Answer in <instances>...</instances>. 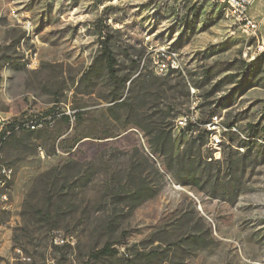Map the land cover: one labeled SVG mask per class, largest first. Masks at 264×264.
<instances>
[{
    "label": "rangeland",
    "instance_id": "rangeland-1",
    "mask_svg": "<svg viewBox=\"0 0 264 264\" xmlns=\"http://www.w3.org/2000/svg\"><path fill=\"white\" fill-rule=\"evenodd\" d=\"M249 15L258 40L209 0H0V119L41 124L4 144L13 180L0 202V264H264V0ZM104 32L129 77L121 99L135 100L139 74L163 78L155 62L168 55L169 77L188 84L181 114L194 94L195 120H234L241 137L258 124L243 170L204 190L176 182L131 116L112 108L102 67L82 77ZM223 144L201 147L214 167ZM138 188L155 194L130 211ZM107 242L118 253L89 260ZM149 251L159 258L139 256Z\"/></svg>",
    "mask_w": 264,
    "mask_h": 264
},
{
    "label": "trees",
    "instance_id": "trees-1",
    "mask_svg": "<svg viewBox=\"0 0 264 264\" xmlns=\"http://www.w3.org/2000/svg\"><path fill=\"white\" fill-rule=\"evenodd\" d=\"M110 41V35L104 32L99 52L82 77L92 75L97 72L98 67H102L110 83L112 108H121L127 115L131 116V125L145 134L149 152L152 155L161 157L165 170L171 174L176 182L183 186L198 187V189L204 190L208 184L214 187L222 172L226 177L232 174L236 175L240 170H243L245 162L251 158L252 152L260 146L256 141V136L259 133L258 124H249L248 127L254 132L250 135L242 134L244 137H241L239 133L229 129L232 125H235L234 120L223 123L228 128L224 133L229 134V142L222 141L221 145L224 143L222 160H215L216 167L212 166L211 157L203 156L201 152V147L205 144L209 133L204 127H201V124L203 125L208 118L204 120L198 117L196 123H187L178 136L175 137L172 134L173 122L181 115L177 110V106L188 102L190 98L187 80L179 75L175 78L169 77V74L177 72L175 70H169L163 78H153L154 80L148 74L142 73L136 78L140 86L135 100H132L131 97L121 99V90L129 77H119L116 66L117 60L111 49ZM134 81L132 80L131 83ZM180 98H184L183 101H179ZM63 117L68 119L66 115ZM76 117H79V115L77 114ZM117 119L118 117L114 118V121ZM14 124L16 123L8 124L7 128L11 129ZM18 125L22 126V124ZM2 131L5 132L6 128ZM15 131L13 130L6 140ZM187 133H189V138L183 148L181 150L176 149V139L180 138L182 140ZM235 140H237V143L233 144ZM5 141L2 144V152ZM148 191L152 190L138 188V190L132 192L130 199L134 202L130 206V211L155 194L154 191ZM188 240L191 244L199 243L196 237L188 238ZM117 253L118 250L111 247L110 243L107 242L102 247L94 250L90 254L89 260L100 259ZM139 256L146 262L159 258L157 252L152 251L141 252Z\"/></svg>",
    "mask_w": 264,
    "mask_h": 264
},
{
    "label": "built area",
    "instance_id": "built-area-1",
    "mask_svg": "<svg viewBox=\"0 0 264 264\" xmlns=\"http://www.w3.org/2000/svg\"><path fill=\"white\" fill-rule=\"evenodd\" d=\"M219 1H234V3L238 6V16H235V24L241 27L245 32L251 33L256 40H258L257 32L259 28V22L256 21L249 15V8L254 0H219ZM264 47V43L259 46V48ZM166 59H161L155 62V73L163 74L168 72L169 70L177 71V64L174 63V57H165ZM193 94V90H190ZM193 94V104H190L188 113L179 115L173 122L172 126V134L173 136H178L180 131L187 125V123H196L194 120V112L196 109V101ZM11 122H8L4 119H0V182H5V192H0V202H6L9 198V191L11 188L12 180H13V168L4 162L3 152H2V144L10 136L13 130H17L20 126L18 124H14L11 129L7 128V125ZM216 123H220V117L216 114L208 117L207 121L204 123V128L207 131L208 127H215ZM22 126L27 130H35L41 126V124H37L34 121H27L22 124ZM6 128V131L2 130ZM216 136L208 135L207 144H211V139ZM215 150H219V146H214ZM219 153V151H218ZM53 242L55 244L63 243V239L59 236L53 237Z\"/></svg>",
    "mask_w": 264,
    "mask_h": 264
},
{
    "label": "bare ground",
    "instance_id": "bare-ground-1",
    "mask_svg": "<svg viewBox=\"0 0 264 264\" xmlns=\"http://www.w3.org/2000/svg\"><path fill=\"white\" fill-rule=\"evenodd\" d=\"M209 1L216 3V4H219V5L223 6L224 8H226L228 10L232 20L235 23V16H238V6L234 3V1H219V0H209ZM194 120H195V118H194ZM229 129L233 132H238L235 125H232ZM227 130H228V128H225L220 123H216L215 127H208L207 131L210 133V135H214L216 133V136H214V138L211 139V144H208V145L213 146V147L214 146L220 147V145L222 143L221 131H227ZM0 192H5V182H0Z\"/></svg>",
    "mask_w": 264,
    "mask_h": 264
},
{
    "label": "crops",
    "instance_id": "crops-1",
    "mask_svg": "<svg viewBox=\"0 0 264 264\" xmlns=\"http://www.w3.org/2000/svg\"><path fill=\"white\" fill-rule=\"evenodd\" d=\"M195 1H198V0H195Z\"/></svg>",
    "mask_w": 264,
    "mask_h": 264
}]
</instances>
